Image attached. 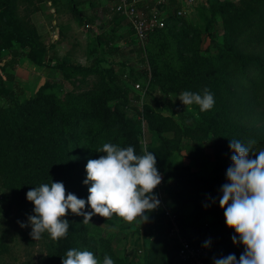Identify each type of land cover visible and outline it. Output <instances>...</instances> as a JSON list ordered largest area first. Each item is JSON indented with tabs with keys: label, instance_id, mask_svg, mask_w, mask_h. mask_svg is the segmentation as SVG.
<instances>
[{
	"label": "trees",
	"instance_id": "1",
	"mask_svg": "<svg viewBox=\"0 0 264 264\" xmlns=\"http://www.w3.org/2000/svg\"><path fill=\"white\" fill-rule=\"evenodd\" d=\"M175 2L172 0L171 4ZM206 2L209 16L202 31L207 57L197 56L190 61L178 57L172 44V27L182 23L184 17H176L175 8L167 13L166 25L149 32L143 46H138V54H146L140 58L144 68L137 74L130 70L129 74L117 75L115 66L101 68L100 63L94 70L82 68L63 58L55 67L63 75V81L71 85L70 90L59 96L56 91L62 84L47 81L33 97L20 99L21 90L13 75L6 73L4 67L0 68V99L4 102L0 109L1 182L15 203L29 216L35 214L33 203L26 199L30 189L51 181L62 182L65 190L69 189L71 172L75 167V156L72 151L69 152V147L71 150V144L77 145L82 136V142L91 153L102 148L104 143H114L121 147L133 146L137 154H142V120L139 118L142 116L148 134L145 146L156 156V167L162 175L159 185L164 193L160 196L153 189L160 205L148 214L146 222L143 223L138 217L142 225L156 223L165 212H169L175 218L179 234L190 246L207 251V264H214V258L231 253L239 259L244 247L232 242L235 231L226 226L224 209L219 206L221 186L228 182L226 169L222 168L213 177H206L192 172L186 165L174 163L171 160L174 153L188 149L186 157L191 158L193 155L199 159L201 152L195 150L194 144L189 148L183 146L180 139L166 138L164 134L167 132L177 136L179 128L171 118L161 114L162 109L168 106L166 98L171 93L178 94L185 90L203 93L207 89L214 95L213 108L218 112L202 117L197 125L210 134L212 144L229 146V140L232 139L245 144L250 140L255 143L264 140V128L248 129L236 123L231 125L227 118H222L224 113L234 110H264V0H242L239 7L219 0ZM66 3L77 22H87L84 14L78 10L76 0H66ZM112 5V0H109V12ZM15 10L13 0H0V59L3 52L10 54L11 59H16L24 52L31 62L40 65L42 60H36L39 45L34 40L35 34L23 27ZM217 18L223 24L221 37L215 25ZM121 19L134 36L128 21L124 16ZM95 39L98 41L97 48L102 44H111L113 40L103 31ZM240 39L262 47V52L245 54L239 46ZM94 51L92 49L91 53ZM91 75H97L98 82L91 84ZM140 79L145 81L141 84L143 88L145 83L153 84L162 95L159 100L144 103L141 110L128 115L126 108L130 99H140L128 87ZM87 85L88 89L83 90ZM83 123L87 124L86 130L81 129ZM186 190L193 191L195 196L191 200L194 203L200 207L219 208L223 217L217 218L208 228L190 222L186 216L189 202ZM166 219L170 228V219L167 216ZM83 235L84 226L74 221L69 225L66 237L59 240L52 239L45 231L40 239L47 253V263L62 264V259L66 258V252L71 248L83 251L85 247H94L97 250L104 249L114 264H137L109 251L105 238L85 240ZM206 240L211 241L208 247H204ZM178 250L176 239L164 241L155 238L146 246L143 264H186L178 258Z\"/></svg>",
	"mask_w": 264,
	"mask_h": 264
},
{
	"label": "rangeland",
	"instance_id": "2",
	"mask_svg": "<svg viewBox=\"0 0 264 264\" xmlns=\"http://www.w3.org/2000/svg\"><path fill=\"white\" fill-rule=\"evenodd\" d=\"M109 0H76L78 10L82 12L87 22L80 24L74 18L69 10L66 0H13L15 11L18 19L22 22L23 27L35 34L34 40L39 45L36 60L40 62H31L26 53L22 52L16 59L7 52L1 54L0 68L4 67L5 72L13 75L14 81L17 82L21 90L20 99H29L33 97L35 92L47 81L62 84L60 89L56 91L57 95L63 96L66 90L71 89V85L63 81L64 77L59 72L56 64L63 60L76 64L82 68L94 70L98 68H110L115 66V74H129L132 70L135 74L143 70V64L140 60L145 56V52L140 56L137 52L140 44L134 38L128 25L119 15L109 12L107 8ZM223 3L232 4L239 7L242 0H219ZM149 7L156 6L155 3L149 2ZM176 2L166 7L167 13L176 8ZM209 16L208 4L206 0H196L183 18L182 23H177L172 27V44L176 48V52L180 59L190 61L194 57H207V45L203 34V26ZM215 25L219 32V37L223 33V24L219 18L215 19ZM190 28V31L188 30ZM112 37L111 44L100 45L97 48L96 35L100 32ZM240 48L245 54L261 53L263 48L250 44L245 39H240ZM139 46V47H138ZM94 49V53L91 50ZM115 49V50H113ZM45 58V59H44ZM56 58L55 60H53ZM97 75H91L89 82L94 84L98 82ZM145 81L140 79L137 82L140 86ZM11 88V83L7 84ZM148 85V90L143 96V89L133 90L131 84L128 89L134 94L140 96L137 101L131 98L126 110V114H134L136 110H141L142 105L151 100H159L161 98L160 91L153 84ZM89 85L83 88L88 89ZM142 87V86H141ZM189 91V90H188ZM178 94L171 93L166 99L168 106L162 109L161 114L171 118L178 126L179 132L177 136L174 133L167 132L164 136L168 139H180L183 146L189 148L194 144L195 150L201 152L199 159L192 155L188 158V149H184L181 153H174L171 160L178 165L188 166L192 172L196 174L213 177L219 170L225 168L226 171L231 165V156L233 152L228 145L212 144L210 134L197 125L202 117H209L214 112H218L215 108L201 112L198 105H192V110L184 108L178 99ZM200 93L201 92H196ZM143 96V97H142ZM4 106V102L0 99V109ZM130 110V111H129ZM264 110H237L230 113H224L229 124H238L248 129L264 128ZM131 117V116H130ZM226 119V120H227ZM142 135L140 143L142 148L148 142V134L145 127V121H142ZM82 130L87 129V124L83 123ZM82 138L78 144L72 146L69 152L75 156V167L71 172L72 182L68 193L75 194L78 198L87 201L88 189L91 183L84 184L86 179L85 165L90 159H98L103 156L98 152L91 153L82 142ZM247 144V143H246ZM252 148L255 152L264 150V140L254 143ZM251 158H255L252 156ZM222 171V170H221ZM2 176L0 174V264H48L46 259V250L41 239L34 240L30 233L31 226L21 227V223L27 224L29 215L24 209L20 208L11 193L2 186ZM186 189V188H185ZM155 190L160 196L164 193L161 191L160 185ZM189 202L187 204V219L190 222H197L203 228L211 227L217 218H222V210L211 206H199L194 203L191 198L195 195L193 191L186 190ZM84 211H91L88 204H85ZM70 210L66 211L69 225L72 222L82 224L84 226L83 238H105L108 242L107 249L116 254L121 259L135 261L137 264H143L146 255V246L155 238H161L164 241L173 240L171 224L169 228L168 220L164 215L156 221L142 225L137 217L136 220L129 223L115 213L110 217H101L93 215L88 223L84 222L83 216L73 217ZM79 220V221H78ZM196 220V221H195ZM78 221V222H77ZM213 233L212 229H210ZM85 250L91 251L98 260V264H103L105 250L85 247ZM108 251V252H109ZM224 257V256H221ZM218 258H220L218 256Z\"/></svg>",
	"mask_w": 264,
	"mask_h": 264
},
{
	"label": "clouds",
	"instance_id": "3",
	"mask_svg": "<svg viewBox=\"0 0 264 264\" xmlns=\"http://www.w3.org/2000/svg\"><path fill=\"white\" fill-rule=\"evenodd\" d=\"M178 99L189 111L192 105H198L201 112L215 105L214 95L207 89L202 94L185 90ZM254 143V140L247 144L229 140L233 155L226 171L228 182L220 189L219 206L224 209L226 226L235 231L232 242L243 245L244 251L239 259L234 253L214 258V264H264V150L255 152ZM98 152L106 155L90 159L85 165L87 175L83 183H91L87 201L73 193L66 196L62 182L44 183L26 193L35 214L20 226L30 225L34 240L40 239L45 231L54 240L66 237L69 221L61 218L67 210L83 216L85 223L93 215L110 217L114 213L129 223L137 217L144 223L148 214L159 207L160 200L153 189L161 183L162 175L156 167V156L147 146L141 149L142 154H137L133 146L104 143ZM86 203L91 211H84ZM210 243L206 240L204 247ZM62 264H98V260L91 251L71 248ZM103 264H114V261L105 254Z\"/></svg>",
	"mask_w": 264,
	"mask_h": 264
},
{
	"label": "built area",
	"instance_id": "4",
	"mask_svg": "<svg viewBox=\"0 0 264 264\" xmlns=\"http://www.w3.org/2000/svg\"><path fill=\"white\" fill-rule=\"evenodd\" d=\"M196 0H176V17H185L187 10L193 6ZM113 5L110 11L124 16L128 21L135 39L143 46L146 36L149 32L163 28L166 24L167 17L166 7L172 0H112ZM149 2L156 4L150 8ZM143 89V96L148 90V85L141 87L138 83L133 84V90ZM142 96V97H143ZM140 110V109H139ZM139 118L143 121L142 116ZM165 215L171 222V234L179 243L178 258L186 264H207L208 253L204 248H194L188 241L179 234V229L175 224V218L169 212Z\"/></svg>",
	"mask_w": 264,
	"mask_h": 264
}]
</instances>
